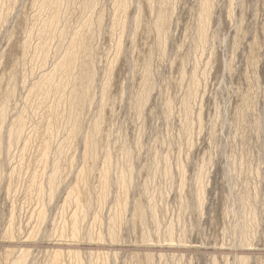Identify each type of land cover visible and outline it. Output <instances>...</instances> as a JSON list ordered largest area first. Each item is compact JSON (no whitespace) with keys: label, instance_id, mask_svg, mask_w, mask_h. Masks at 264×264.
Listing matches in <instances>:
<instances>
[{"label":"rangeland","instance_id":"obj_1","mask_svg":"<svg viewBox=\"0 0 264 264\" xmlns=\"http://www.w3.org/2000/svg\"><path fill=\"white\" fill-rule=\"evenodd\" d=\"M0 112V264H264V0H0Z\"/></svg>","mask_w":264,"mask_h":264},{"label":"bare ground","instance_id":"obj_2","mask_svg":"<svg viewBox=\"0 0 264 264\" xmlns=\"http://www.w3.org/2000/svg\"><path fill=\"white\" fill-rule=\"evenodd\" d=\"M4 122V115H3V112H0V129H1V125H2V123ZM17 133H19L18 131H16ZM15 131H14V133H16ZM14 135V134H13ZM17 134H15V136H16ZM77 225V220L75 219V221H74V227ZM113 236V235H112ZM56 253V255L58 256L59 255V252L58 251H56L55 252ZM243 262L245 263L246 262V260H243ZM244 263H242V264H244ZM246 264V263H245Z\"/></svg>","mask_w":264,"mask_h":264}]
</instances>
